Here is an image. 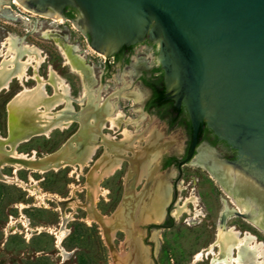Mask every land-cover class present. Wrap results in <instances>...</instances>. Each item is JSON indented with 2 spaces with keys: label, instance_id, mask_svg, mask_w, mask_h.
I'll use <instances>...</instances> for the list:
<instances>
[{
  "label": "rangeland",
  "instance_id": "rangeland-1",
  "mask_svg": "<svg viewBox=\"0 0 264 264\" xmlns=\"http://www.w3.org/2000/svg\"><path fill=\"white\" fill-rule=\"evenodd\" d=\"M5 3L2 6L7 7L6 14L15 16L17 19H8L2 15L3 11L0 13V37H8L13 34L23 42L35 44L43 50L46 60L40 71L43 77L47 76L48 68L52 66L70 85L73 99L75 101L81 99L84 92L82 80L65 66L64 58L54 42L42 38L43 30H55L62 37L68 36V41L76 44L83 51L94 68L97 83L93 90L99 94L100 105H103L108 99H117L119 111H125L129 117L137 121L134 124L135 127L132 125L128 127L129 132L137 135L135 138L136 148L147 146L148 140L140 141V138H148L153 127L162 130L160 131L164 133V140L160 142L162 143L160 148L152 149L155 152L160 150V153L156 156V160H152L157 171L151 185L146 187L145 184L136 188L137 201L130 207L128 206L127 213H125L126 220L130 225L129 244L125 245L127 234L122 230L117 231L114 239V252L106 244L100 225L87 222L88 212L85 204L88 200V191L84 189V186L87 182V175L95 166L93 163H89L80 173H74L71 167L47 173L26 169L18 172L20 180L27 185H31L32 180L36 181L42 194L54 196L56 199L62 200L63 204L49 198L41 199L33 196L31 195L32 191L19 184L0 180V264H115V256L117 258L129 257L127 264H144L141 255L144 253V249L148 250L147 260L150 264H194L196 254L207 248L216 239L225 201L231 208H235V205L218 182L206 170L192 162L183 167L184 176L178 187L182 185L184 190L178 192V197L188 198L192 193L196 194L202 216L194 220V217L184 214L177 219L174 214L175 207L172 211L173 222L168 221L167 224L171 227L167 228L152 226L156 222L146 217L153 206L152 199L156 198L157 177L164 176L172 189L169 178L179 175L174 167L161 168L162 158L170 154V151L167 150V143L171 144L172 149L178 150V156H182L187 141V135L182 128L177 127L168 131L166 125L160 123L153 115H145V118L140 113V104H136L132 97H126L138 90L145 94L134 68L140 62L142 65L149 66L160 62L159 43L155 41L156 48L144 43L138 44L134 48L128 64L112 63L109 65L106 53L92 48L74 25L30 12L17 4L13 5L9 0H5ZM2 49L3 44H0V50ZM32 72L29 73L32 74ZM11 86L8 93L2 92L0 95V134L4 137L7 135L6 104L23 88L18 81H14ZM24 86L32 88L35 86V82H25ZM48 93L53 94L52 88H48ZM74 106L77 110L82 109V106L77 102L74 103ZM63 108L61 107L59 110ZM141 119L144 120L143 128ZM79 126L74 124L71 129L65 132L57 130L50 137L34 138L31 142L21 145L18 152L29 155L36 151L38 156L56 152L75 135ZM120 132L123 131L116 129L114 134H109L115 137V142H119L116 138ZM165 143L166 145H164ZM203 144L209 145L212 149L207 146L201 147L196 159L206 152L214 157V154H218L221 162L237 161L235 157L223 151L219 145L208 142H203ZM105 152V148L100 151L102 155ZM128 156L133 157L134 152H129ZM124 163L122 170L101 183V187L107 193L98 198L96 208L103 216L112 217L118 212L124 201L126 178L130 171V164L125 163L124 165ZM233 164L229 163L230 166ZM14 171L12 167L3 170L8 176H13ZM70 199L75 200L74 205L64 203ZM61 208L66 214L72 215L73 219L68 221L66 237L58 246L55 233L62 223ZM190 208L194 209L193 206ZM149 226L151 227V231H149L150 243H146L144 239L148 235ZM226 226H235L241 232L250 231L264 242V233L236 215L227 221ZM197 264H211V260L205 258Z\"/></svg>",
  "mask_w": 264,
  "mask_h": 264
},
{
  "label": "bare ground",
  "instance_id": "bare-ground-1",
  "mask_svg": "<svg viewBox=\"0 0 264 264\" xmlns=\"http://www.w3.org/2000/svg\"><path fill=\"white\" fill-rule=\"evenodd\" d=\"M4 3L5 0H0V13L3 11L2 15L8 19H17L6 14L7 7L2 6ZM42 38L54 42L64 58L65 66L82 80L84 92L78 101L82 109L80 112L76 110L70 85L52 66L48 68L46 77L41 75L40 71L46 63L43 51L37 45L23 42L10 34L3 43V49L0 50V95L6 90L10 91L11 84L16 80L23 88L7 104L9 138L0 134V180L19 184L32 191L33 196L49 198L63 204L62 200L54 196L42 194L36 181L32 180V184L27 185L20 180L18 172L26 169L47 173L71 167L74 173H80L92 162L97 151L103 146L106 149L105 154L87 175L84 189L88 191V200L85 207L88 212L87 222L100 225L106 244L114 252L117 231L122 230L127 234L125 245L129 244L130 225L125 213L128 206L136 203V188L141 181L149 179L154 173L155 163L152 160H156L160 150L155 152L152 149L162 144L160 142L164 140V133L161 129L160 131L153 127L148 138H140V141L148 140L147 146L136 148L137 135L129 132L128 127L137 121L127 118L124 111H119L117 99H108L100 105L99 94L93 90L97 83L95 71L83 51L76 44L70 43L68 36L62 37L55 30H43ZM30 71L33 73L30 74ZM31 80L35 82L34 87L24 86L25 82ZM48 88H52L53 94L48 93ZM126 97H132L136 104L142 103L144 93L138 90ZM61 107L64 108L59 110ZM76 122L80 125L78 133L56 152L43 156H38L36 151L29 155L18 152L21 145L31 142L34 138L50 137L57 130L65 132ZM108 123L110 129L123 131V140L115 142L113 135L105 133L109 128ZM129 152H134V156L129 157ZM125 161L130 163V171L126 178L124 201L112 217L103 216L96 208L98 198L107 193L101 187V183L121 170ZM193 164L206 170L235 205V208H231L225 201L221 214L223 221L220 222L216 239L196 254L194 264L205 258L210 259L211 264H264V242L250 231L241 232L235 226H226L227 221L238 211L247 216L245 220L248 223L264 233V177L251 165L248 168L230 166L206 152L194 160ZM7 167L15 170L13 176L3 172ZM166 180L164 176L157 177L156 198L152 199L153 206L146 215L156 223L164 220L166 208L172 197V189ZM179 190H184L182 185L179 186ZM74 202V199H70L64 203L74 205ZM191 206L194 209H191ZM61 212V227L55 233L58 246L66 237L68 221L73 219L63 208ZM174 214L177 219L184 214L194 217V220L202 216L196 194L192 193L190 197L183 199L180 197ZM141 255L143 263L150 264L147 260L148 250L144 249ZM122 257L115 256V264H127L129 257Z\"/></svg>",
  "mask_w": 264,
  "mask_h": 264
},
{
  "label": "water",
  "instance_id": "water-1",
  "mask_svg": "<svg viewBox=\"0 0 264 264\" xmlns=\"http://www.w3.org/2000/svg\"><path fill=\"white\" fill-rule=\"evenodd\" d=\"M31 1L13 3L74 25L107 56L150 34L159 43L170 98L185 106L192 124L189 155L180 170L198 156L206 123L238 150L234 166L251 165L264 177V0H67L83 12L71 21L58 11L28 6ZM37 1L43 8L59 6L56 0Z\"/></svg>",
  "mask_w": 264,
  "mask_h": 264
},
{
  "label": "flooded vegetation",
  "instance_id": "flooded-vegetation-1",
  "mask_svg": "<svg viewBox=\"0 0 264 264\" xmlns=\"http://www.w3.org/2000/svg\"><path fill=\"white\" fill-rule=\"evenodd\" d=\"M56 1L59 3V6L47 5L46 7L43 8V7H41L38 4L37 0H33L31 2H28V6H30L32 8H36L39 11L47 10L46 13H49V14H52L53 11H58L68 21H71V20H73L75 18V15L78 12V10L81 11V9L75 3L68 2L67 0H56ZM12 2H13V0H12ZM12 4L15 5V3H12ZM7 38H8L7 36L6 37H0V44L2 45ZM1 39H3V40L1 41ZM90 39H91V43H92L91 32H90ZM143 43L148 45V46H150V47H155V48H156V45H157V43L151 37L150 34H148L145 37V40H144ZM137 45L138 44L131 45V46H124L118 52L113 53L110 56L106 55V59H108L109 65H111L112 63L113 64L114 63H118V64H126L127 63L128 64L130 62V59H131L132 55H133L134 48ZM43 53H44V51H43ZM158 55H159V53H158ZM134 69L136 71V75H137L138 81L140 82V85L145 90L144 91L143 89H141V90H143L145 92V94H144L143 102L139 103L140 106H141V108H140L141 112L140 113L142 115H144V116L145 115H153L154 117H156V119L160 123H164L166 125L168 131L174 130L177 127H179V128H182L185 131L186 135H187V141H186L185 146L183 148L182 156H178V150L177 149H172L171 144L167 143L168 144L167 145L168 146L167 150L170 151V154L165 155L162 158V160H161V168L162 169H165V168L168 169L170 167H174V168L177 169V171L179 173L178 176L176 175L175 177H170L169 178V180L171 182V185H172V197H171V201H170L169 205L166 208V215L164 217V220L162 221V223H154L152 225L154 227L167 228V227H171V225H168L167 223H168V221H171V223L173 222L172 221V217H174V216H173L172 211L176 207L177 202H178V200L180 198V197H178V192L180 191L179 187H178V184L180 183L181 178L184 176L183 167L188 165V164H191V163H188V164L182 166L181 170L179 168L180 164L183 161H185L187 159L188 155H189V151H190V147H191V143H192L193 132H192V134H190L188 129L182 123L181 124H176V123H178L179 120H183L184 118H186V120L190 121V122H191V120H190L189 114H188L187 109L185 108V106H183V105L182 106H178L177 102L174 99L170 98L171 94H170V92L168 91V89L166 87L165 73H164V71L162 69V65H161L160 62H158L157 64H155L153 66H149V65H146V64L142 65V63L140 62V64L138 66H135ZM16 81H18V80H16ZM161 83H162V85H161ZM159 88H163V90H164L163 91L164 99L162 101L157 99V94H158ZM4 92L8 93L9 91L6 90ZM8 102H7V104H8ZM75 102H77V104L80 105L78 103V101H75ZM7 104H6V111H7ZM77 111L80 112L81 110H77ZM177 114L180 115L178 121H177V118H176ZM127 118H131V117H129L128 114H127ZM145 118H146V116H145ZM7 121H8V114H7V118H6V131H7V134H8ZM143 121L144 120H142V119L140 120V122H142V128H143ZM75 124H77L79 126L78 122H76ZM131 125H129V126H131ZM203 125L207 126V128L209 129V132L207 134H204V135H201V136L199 135V143H198V146H197V150H196L195 156L199 155V152H200V150L202 148H205L206 146L208 148H211L209 145H204L203 144V142H208L209 144L219 145L223 149V151H226L227 153H229L230 155H232L233 157H235L238 160V150L232 148L226 141L221 140L208 127V125L206 123L203 124ZM108 126H109V123H108ZM132 126L135 127L134 125H132ZM79 129H80V126L78 128V131H79ZM78 131L75 132V135L78 133ZM105 132L108 133V134L109 133L110 134H114L115 133L114 130L110 129V126H109V128L106 129ZM148 136H150V134ZM123 138H124V136L120 132V133H118L116 140L121 141V140H123ZM164 145H166V143ZM160 147H161V144H158L156 149L160 148ZM102 149H104L103 146L99 150V152L97 153L95 158L92 160L91 164L93 163V166L100 159V157L102 155L100 153V151ZM214 155L217 158V160L220 161V159L218 158V154L217 155L214 154ZM125 163H129V162L125 161ZM125 163H124V165H125ZM224 163L229 165V163H232V161H224ZM91 164H90V167H92ZM153 168H155V169H154V173L152 174V177H150V179H144L139 186H142V185L144 186L146 184V187H149L151 185V183H152V181L154 179L153 178L154 174L157 171V167L156 166L155 167L153 166ZM183 198L184 197H182V199ZM220 221H222V217H220ZM147 231H148V235L145 237L144 240H145L146 243H150V241H149V235H150L149 231H151V227L150 226L148 227Z\"/></svg>",
  "mask_w": 264,
  "mask_h": 264
},
{
  "label": "trees",
  "instance_id": "trees-1",
  "mask_svg": "<svg viewBox=\"0 0 264 264\" xmlns=\"http://www.w3.org/2000/svg\"><path fill=\"white\" fill-rule=\"evenodd\" d=\"M161 85H162V83H161ZM163 91H164L163 88H159V90H158L157 99H159L160 101H162L164 99ZM179 117H180V115L177 114V117H176L177 121L179 120ZM181 123L188 129L189 133L192 134L193 131H192L191 122L187 121L186 118H184L183 120H179L178 123H176V124H181ZM208 132H209V129L207 128V126L203 125L200 129L199 135L201 136V135L207 134Z\"/></svg>",
  "mask_w": 264,
  "mask_h": 264
}]
</instances>
